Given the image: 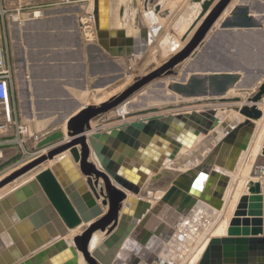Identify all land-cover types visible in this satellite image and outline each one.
I'll return each mask as SVG.
<instances>
[{
    "label": "water",
    "instance_id": "95a60500",
    "mask_svg": "<svg viewBox=\"0 0 264 264\" xmlns=\"http://www.w3.org/2000/svg\"><path fill=\"white\" fill-rule=\"evenodd\" d=\"M118 1L93 0L87 13L94 18L99 44L112 56L125 57L131 75L136 63L142 65L131 83L82 107L64 129L49 133L36 146L55 148L0 181V193L13 189L0 198V264H123V251L135 242L131 235L177 198V210L166 209L173 230L157 221L159 238H146L149 250L139 248V257L132 256L129 264H182L220 216L256 123L263 121L264 133L259 106L264 82L245 103L243 96H230L234 90L243 94L252 88L245 74L198 66L215 33L264 32V10L254 12L251 0H241L226 16L236 0H187L172 19L176 9L165 12L163 0H132V7L140 8L136 21L140 33L138 38H126L123 31L107 32L109 12ZM125 12L120 5L119 19ZM170 19L164 31V21ZM188 61L197 67L191 64L186 78L172 80L168 90L182 100L206 99L234 107L178 116L149 109L128 116L140 120L99 132L93 128L95 122L122 120L109 115L155 81L176 76ZM219 113L237 117L221 119ZM212 141L215 145L199 164L185 166L178 160L182 151L195 150L199 142L207 148ZM250 151L243 186L260 155L264 157L259 144ZM20 158L18 154L5 166ZM14 184L19 186L13 188ZM160 192L164 196L154 204L151 198ZM174 229L183 235L180 240L173 238ZM97 234L99 244L92 248ZM212 236L197 264H264V185L250 183L226 236Z\"/></svg>",
    "mask_w": 264,
    "mask_h": 264
},
{
    "label": "crops",
    "instance_id": "0c3cea01",
    "mask_svg": "<svg viewBox=\"0 0 264 264\" xmlns=\"http://www.w3.org/2000/svg\"><path fill=\"white\" fill-rule=\"evenodd\" d=\"M129 1L131 0H127L126 2ZM240 1H235L228 13H226V16L233 9L234 5ZM3 2L4 8L10 11L12 16L8 17L5 21L4 28L0 26V33L8 42L9 49L11 50V61L15 69L16 84L18 86L17 93L20 103L18 110L23 123H27L30 126L34 124L35 134L41 132L43 133L42 136L45 137L55 130L64 129L68 119L75 115L79 109L87 106L86 99L92 90H110L108 96L120 90V87H118L119 78L124 72L127 75V72H130L132 68L126 58L112 56L108 50L99 44L97 32L95 40H84L79 32L77 16L83 12L84 8L82 5L88 10L89 3L65 4L60 7L55 6L53 0H47V3L42 2L28 11L22 10L18 12L16 11L18 9H13L14 3L12 1L3 0ZM120 2L121 0L118 1L115 11L113 10V6L112 11L109 12V28L107 32L109 34L110 30L123 31L126 38H138L140 33L138 27L136 30L137 34L131 35L121 27V24L120 29L115 28L111 24L113 15L117 18L119 17ZM123 2L124 0H122ZM251 4L254 12L264 10V0H251ZM220 35L222 36V40H226L229 43L227 44L226 42V48H231L234 45V49L226 51V58L229 62L235 63L236 66L217 70L243 73L246 75L245 82L247 85L259 86L262 84L264 82V32L260 30H234L222 32ZM116 39L119 41V38ZM219 45L222 46L223 43H219ZM204 70L213 71L216 69L204 68ZM128 82L129 77H125L124 85L121 83L122 87L128 85ZM225 105L226 107H234L232 104ZM207 107L221 108V105L203 106L200 108ZM262 107H264V104ZM198 108H193V110L197 111L196 109ZM172 109L169 112L165 111V108L162 111L155 109V113L185 114L189 113L186 109L191 108L177 107ZM128 114H131L129 109ZM60 115L62 117H59ZM140 118L142 117L126 121L139 120ZM62 119L64 124L61 127H55ZM122 122L125 121L122 120ZM120 123L116 122L107 127H100L95 122L92 126L99 132ZM34 143L33 149L37 146L35 141ZM210 146L211 143L207 148H198L187 153L182 151L178 156V160L183 162L185 166L188 163L197 165L200 163V158L204 159L208 155L211 150ZM195 153H198L197 156L199 158L196 157ZM18 154L19 148L16 145L7 146L4 148V160L2 162L6 164ZM178 169L182 171L181 167ZM18 185L14 184L13 188L18 187ZM9 189L3 190V193L1 191L0 198L5 196L7 194L6 191ZM163 196L164 193L160 192L151 199L155 204ZM177 199L172 204L170 202L168 205H165L164 208L176 211L177 208L175 207L178 206L177 202L180 200L179 198ZM166 209L160 211L158 215H153L146 226H143L141 230L135 231L131 235V240L135 242L123 251L124 255L121 258L123 264H129L132 256L138 258L139 256L136 251L139 248L149 250L148 245H150V240L147 241L146 238H159L155 234L157 221L162 224L165 223L169 231L173 230V227L167 224ZM134 213L133 211L130 220H134ZM78 230H81V228ZM174 230L175 234L173 238L180 240L183 235L178 234L177 229ZM99 236L98 234L96 235L97 242L92 243V248H95L99 244ZM168 245L170 246L171 244ZM141 251L140 253H142ZM164 258L166 259V256ZM80 264H83V262L81 261Z\"/></svg>",
    "mask_w": 264,
    "mask_h": 264
},
{
    "label": "rangeland",
    "instance_id": "374dc122",
    "mask_svg": "<svg viewBox=\"0 0 264 264\" xmlns=\"http://www.w3.org/2000/svg\"><path fill=\"white\" fill-rule=\"evenodd\" d=\"M12 1L14 4V8L13 9H21L23 7H25L28 10H30L32 7H35L38 4L43 3H47V0H10ZM164 1V6L167 5L168 3H173L175 5V7H179V5L184 2L185 0H163ZM50 2V1H48ZM54 5L55 6H62V0H53ZM187 2V0H186ZM82 4V3H81ZM83 6V12H81L77 18H78V26H79V32L81 34V36L83 37L84 40L88 39V40H92L91 37V33L90 30L92 31V33H95L96 28H94V24L93 21L88 20V16H87V8H85L84 5ZM177 10V9H176ZM87 21V22H86ZM164 24H168L167 21H164ZM90 28V30H89ZM222 33V32H221ZM220 32L215 33L212 37H211V41H210V45L208 46V49L204 52V54L200 57V63H199V67L200 68H205V69H226V68H231V67H235L236 64L233 62H229L228 59L226 58V51L228 49H234L233 46L230 48H226V42L227 44L228 41L226 40H222V36ZM220 38V39H219ZM95 40V37L94 39ZM219 43H223L222 46L219 45ZM208 51H210V53H208ZM10 55H11V50H10ZM194 64L195 67H197V65L195 63H190L189 61L186 62L185 64H183L182 66H180L177 69L178 74L174 77L171 78H164L158 81H155L154 83H152L151 85L145 87L143 90H141L140 92H138L137 94H135L126 105H128L129 112L130 113H136V112H141L144 110H149V109H158V110H164V108H177V107H182V108H190L187 107L189 104L192 103H201V104H205L206 102L208 103H212L214 101L212 100H206V99H200V100H182L180 97L176 96L175 94H173L172 92H170L167 88L168 84L172 81V80H182L184 78H186V74L185 71L186 69L191 65ZM194 67V68H195ZM185 74V75H184ZM130 72L126 73H122V76L119 78V85L118 87H120L119 89H122V84L124 85V79L125 77H130ZM129 80H131L129 78ZM122 83V84H121ZM121 84V85H120ZM124 87V86H123ZM17 89L18 86L17 84L14 87V106H15V112L11 114V120H7L6 119V113L4 111V109L2 107H0V123L4 124V126L6 128H8L7 133H3L2 131H0V139H3L5 136H7L8 139H12L14 140L17 136V126L16 123L17 122L19 125L18 126H22V127H26L28 129V133L26 135L23 136L22 140L24 142V148H26V150L31 151L34 148V141L36 139V136H42L43 133L39 132V134H35L36 130L33 127L34 124H32L31 127L29 124L27 123H23L22 119L20 118V114H19V110H18V106L20 105L19 103V99H18V93H17ZM258 90V86H252V88H248V90H246V92L240 93V91L234 90L230 93V96H243L244 101L246 102L248 100V98H250L252 93L257 92ZM109 91H105L104 89H96V90H92V92L90 93V95L87 97L86 101H87V105L88 104H97L101 99L105 98L108 96ZM170 109L165 110V111H170ZM209 109L207 108H198L196 110H207ZM14 110V107L13 109ZM173 110V109H172ZM188 112H192L195 111L193 110V108L191 109H186ZM118 109L113 111L109 117H118L120 116L118 113ZM232 115L234 113H231ZM126 116V115H125ZM59 117H62V115H60ZM124 117V116H122ZM64 124L63 119L59 122L57 126H62ZM263 126V122L261 123V125L259 127ZM258 127V125H257ZM54 129V127H53ZM34 132V133H33ZM38 133V131H37ZM215 141L211 142V145H215L214 144ZM201 143L199 142L196 145V149L201 148ZM17 146V145H16ZM18 147V146H17ZM19 148V147H18ZM205 148V146L202 147V149ZM186 153V152H185ZM184 153V155H186ZM194 155V154H193ZM195 157V155H194ZM247 160H248V155L247 158L245 157V155L243 156L242 159V165H240V167L238 168V171L240 170V174L237 176L236 179H233V186L230 189V192L228 193V198L226 201V204L224 206V208L221 211V214L218 218H216V227H218L222 221L225 219L226 214L229 210V208L231 207V203L234 199V197L238 196L237 192L239 189V186L242 183V180L244 178V171L246 168V164H247ZM244 164V165H243ZM259 165H264V157H262L260 155L259 159L257 160L256 163V167H258ZM255 167V169H256ZM255 169L252 170V173L250 175V177H248L246 179V182H250L251 180H255L257 179V176L255 175ZM236 174V173H235ZM234 174V175H235ZM245 182V183H246ZM248 194V190L246 191H242L239 194L238 197V203L239 200L245 195ZM238 205V204H237ZM236 205V207H237ZM235 207V210H236ZM232 213V218L234 215V212ZM78 232H80V230H78ZM195 247V245H194ZM194 247L192 249H194ZM196 254V253H195ZM194 254V256H195ZM188 257H186V259L183 261L182 264H184V262H186Z\"/></svg>",
    "mask_w": 264,
    "mask_h": 264
},
{
    "label": "bare ground",
    "instance_id": "6f19581e",
    "mask_svg": "<svg viewBox=\"0 0 264 264\" xmlns=\"http://www.w3.org/2000/svg\"><path fill=\"white\" fill-rule=\"evenodd\" d=\"M127 0H124V2L122 3V0H121V2H120V5L121 6H123L124 5V7H125V10H126V12H125V17L123 18V19H119V17L117 18L115 15H113V17H112V21H111V24L115 27V28H117V29H120V24H121V27L123 28V29H125L126 31H128V33L129 34H131V35H134V34H137V32H136V30H137V20H138V14L140 13V8H138V9H136V8H133L132 7V4H131V1H129V2H126ZM184 3V4H183ZM185 3L186 2H182L181 4H180V6L179 7H176L175 8V5L171 2V3H168L167 5H165L164 6V10H165V12H168V11H174L175 9H177L176 10V12H175V14H174V16H173V18L172 19H174L176 16H177V14H178V12H180L182 9H183V6L185 5ZM183 4V5H182ZM114 5V4H113ZM182 5V6H181ZM117 6L115 5V7H114V11H115V8H116ZM37 15V14H36ZM16 19V18H15ZM172 19H170V21L169 20H166L167 21V23L168 24H164V31H166V30H168L167 28H168V26L170 25V22L172 21ZM157 41H159V38H157V40H156V42ZM152 50V49H151ZM151 50L148 52L149 54L151 53ZM149 54H147L145 57H143V60H142V62L143 61H145V59H146V57L147 56H149ZM142 65V63H136L135 65H134V67H133V69H134V73H133V75H130V79L131 80H129V82L128 83H131L132 82V80H133V78H134V76H135V73L138 71V69L140 68V66ZM35 98V97H34ZM246 103V102H245ZM263 104H264V100L260 103V108L263 110V112H264V107H262L263 106ZM212 105H221V108L222 107H226V105H223V104H221V103H219V102H212V103H208V102H206L205 104H199V103H192V104H189L187 107H190V108H196V107H203V106H212ZM223 105V106H222ZM243 105V103H241L240 104V106H242ZM179 108V107H178ZM231 108V107H230ZM168 109H170V108H165V110H168ZM209 109H214V108H209ZM218 109V108H217ZM118 113H119V115H120V118H122V120L123 121H125V122H133V121H126V120H128L129 118H128V116H129V114H128V109H127V105H123V106H121L119 109H118ZM198 111V110H197ZM193 112H195V111H192V112H189V113H185V114H177V115H173V114H169V113H167L168 115H172V116H178V115H187V114H191V113H193ZM126 114H128V115H126ZM166 114V115H167ZM124 115H126V116H124ZM122 116H124V117H122ZM221 119H227V118H229V117H231L232 115H230V114H226V115H224V114H221V113H219V115H218ZM232 117H237L236 115H234L233 114V116ZM44 119V118H43ZM122 120H120V121H114V122H112V123H110V124H107V125H100V127H104V126H109V125H112V124H114V123H116V122H121V123H123L122 122ZM140 120V119H139ZM134 121H136V120H134ZM263 121H260L259 123H256L257 125H258V127L255 129V131H254V134H253V136H252V139H251V143H250V149H252L253 148V146L255 145V144H259L260 145V148H262V149H264V133H262L263 132V127L261 126V127H259L260 125H261V123H262ZM119 125V124H118ZM114 126H117V124L116 125H113V126H110V127H108V128H105V130H109V129H111L112 127H114ZM259 138H260V141H259ZM263 138V139H262ZM250 149H249V151H248V153L247 154H245V157L247 158V155H248V160H249V156H250V154H249V152H251L250 151ZM243 159V158H242ZM240 165H242V160H241V163H240ZM244 165V164H243ZM240 167V166H239ZM245 172V171H244ZM240 174V170L239 171H237L236 172V174L234 175H232V179H236L237 178V176ZM245 175V174H244ZM244 178H245V176H244ZM234 181V180H233ZM246 182V181H245ZM252 182H254V183H256L257 185H264V183L262 182V180H259V179H255V180H251L250 182H246L245 183V185L243 186V185H240L239 186V189H238V192H237V194H238V196H236V197H234V199H233V201H232V203H231V207L229 208V210H228V212H227V214H226V217H225V219L222 221V223L218 226V227H216V220H214V222L213 223H211L210 225H209V227H208V229H206L204 232H203V234L201 235V237L197 240V242H196V244H195V247H194V249H192V251L190 252V254L188 255L189 257L187 258V260H186V262H184V264H197L198 262H199V260H200V258H201V256H202V254H203V252L205 251V248H206V246H207V244H208V242H209V240L213 237L212 235H214L215 237L216 236H218V237H223V236H226V234H227V229H228V226H229V223H230V221H231V219H232V213H233V211L235 210V207H236V205L238 204V197H239V194L244 190V191H246V190H248V187H249V185H250V183H252ZM231 189V188H230ZM229 192H230V190H229ZM228 192V193H229ZM258 193L260 194V193H263V188L261 189V190H259L258 191ZM227 198H228V194H227V196H226V201H227ZM98 240L100 241V236H99V238H98ZM95 242H97V238H96V236H94V239H93V244L95 243ZM196 253V254H195ZM194 254H195V256H194Z\"/></svg>",
    "mask_w": 264,
    "mask_h": 264
},
{
    "label": "built area",
    "instance_id": "2783aa9c",
    "mask_svg": "<svg viewBox=\"0 0 264 264\" xmlns=\"http://www.w3.org/2000/svg\"><path fill=\"white\" fill-rule=\"evenodd\" d=\"M62 5H71L75 3H81V2H87L91 3L93 0H62ZM3 0H0V26L5 27V21L8 19V17H11V12L6 10L4 8ZM24 11L27 10L25 7L18 9L16 11ZM88 20L93 21L94 18L92 15L87 13ZM86 21V22H87ZM95 28V26H94ZM90 30V28H89ZM91 33V39H94L96 37V31L95 33ZM16 85V78H15V69L11 61V55H10V49L8 46V42L3 38V36L0 33V107H2L6 113V119L9 121L11 120V114L15 112V106H14V87ZM14 107V110H12ZM17 136L14 140L8 139L7 136H5L3 139H0V181L5 179L6 177L10 176L15 171L21 169L22 167L26 166L27 164L31 163L32 161L36 160L40 156L47 154L50 150H52L55 146H50L45 149L37 150L36 148L27 151L26 148H24V142L22 140L23 136L28 133V129L26 127H20L17 122ZM8 128L4 126V124H0V131L3 133H7ZM43 139V136H36L35 142L38 143ZM11 145H17L19 147V154L21 155V158L17 160L16 162L5 166V164L2 162L4 160V148ZM255 175L257 176V179L262 180L264 183V165H259L255 169ZM19 186V185H18ZM17 187V186H16Z\"/></svg>",
    "mask_w": 264,
    "mask_h": 264
}]
</instances>
